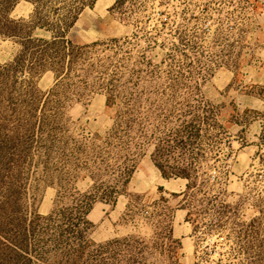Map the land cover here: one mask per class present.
I'll return each instance as SVG.
<instances>
[{
	"label": "rangeland",
	"instance_id": "rangeland-1",
	"mask_svg": "<svg viewBox=\"0 0 264 264\" xmlns=\"http://www.w3.org/2000/svg\"><path fill=\"white\" fill-rule=\"evenodd\" d=\"M238 95L264 0H0V264H264Z\"/></svg>",
	"mask_w": 264,
	"mask_h": 264
},
{
	"label": "crops",
	"instance_id": "crops-1",
	"mask_svg": "<svg viewBox=\"0 0 264 264\" xmlns=\"http://www.w3.org/2000/svg\"><path fill=\"white\" fill-rule=\"evenodd\" d=\"M248 3L250 4H255L258 3L260 0H246ZM257 82V80H255ZM240 98H242L244 100V102L247 104L248 103V109H257L256 107H263L264 106V102H262L261 100L257 99V98H252L250 96L247 95H238ZM260 101V103L258 102ZM256 125H260V132L256 133V139L260 140L262 133H263V124L262 123H257Z\"/></svg>",
	"mask_w": 264,
	"mask_h": 264
}]
</instances>
